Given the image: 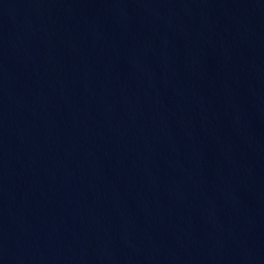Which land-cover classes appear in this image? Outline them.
I'll list each match as a JSON object with an SVG mask.
<instances>
[{"label":"water","instance_id":"1","mask_svg":"<svg viewBox=\"0 0 264 264\" xmlns=\"http://www.w3.org/2000/svg\"><path fill=\"white\" fill-rule=\"evenodd\" d=\"M0 264H264V0H0Z\"/></svg>","mask_w":264,"mask_h":264}]
</instances>
